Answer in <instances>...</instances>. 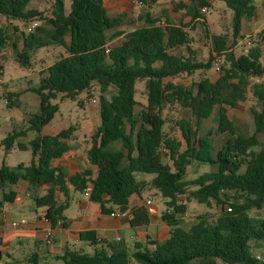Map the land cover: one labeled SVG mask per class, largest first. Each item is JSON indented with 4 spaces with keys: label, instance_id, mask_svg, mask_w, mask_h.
<instances>
[{
    "label": "trees",
    "instance_id": "16d2710c",
    "mask_svg": "<svg viewBox=\"0 0 264 264\" xmlns=\"http://www.w3.org/2000/svg\"><path fill=\"white\" fill-rule=\"evenodd\" d=\"M138 1L148 7L157 2ZM189 1L193 6L188 7V15L207 24L201 10L210 3L199 0L197 5L196 0ZM225 1L233 11L236 43L243 21L255 14L257 0ZM32 2L0 0V16L8 21L43 22L35 32L21 31L16 38L2 28L0 56L13 41L17 61L24 66L30 64V55L40 48L62 46L66 55L43 71L41 85L33 89L46 101V116L32 115L26 131L14 132L2 141L6 153L31 150L32 162L29 166L0 167V191L4 192L0 214L4 205L16 197L5 189L21 180L29 182L32 188L51 186L36 202L39 208H46L44 216L53 227L63 218L65 208L58 204L57 194L69 196V186L79 192L91 186L93 202L122 211L128 210L132 196L156 190L166 208L163 220L170 229V237L164 242H152L154 250L143 244H136L132 251L124 245L108 244L94 254L67 251L60 259L64 264H264V257L258 252L264 249V217L253 214L264 209V145L258 137L264 133V83L252 86V80L264 79V33L253 37L252 46L240 56L228 46V39H215V55L222 58L220 77L212 81L207 76L186 87L173 80L212 69L215 55L211 54L207 62L198 61L192 45L195 40L184 25L148 18V26L128 33L112 46L111 40L120 33L109 37L108 32L119 27L122 17H109L104 0H70L69 13L65 0H55L50 16L30 9ZM16 30L18 33L19 29ZM180 47L186 48V55L173 53ZM139 80L146 84L147 105L135 97ZM96 88L101 127L92 137L86 155L98 174L93 177L91 170H85L69 176L52 163L62 158L61 140L69 139L74 129L52 137L43 135V128L58 112L57 105L48 107V99H76L82 93L90 99ZM251 96L255 102L251 107L255 132L247 135L228 111L247 103ZM15 105L16 101L9 98L8 106ZM174 106L190 110L196 120L172 122V129L181 132L185 148L183 141L167 130L166 111ZM216 109V131L200 136L198 124L210 119ZM29 131L36 132L37 137L29 143L18 142ZM214 133L225 137L223 147L216 152ZM114 143H120L121 148L111 149ZM164 149L168 153L163 154ZM194 162L210 165L214 170L188 179V168ZM136 174L155 178L139 181ZM192 201L205 205L208 211L197 215L195 224L185 230L182 224ZM150 222L147 207L132 213L134 228L146 227Z\"/></svg>",
    "mask_w": 264,
    "mask_h": 264
},
{
    "label": "crops",
    "instance_id": "0c3cea01",
    "mask_svg": "<svg viewBox=\"0 0 264 264\" xmlns=\"http://www.w3.org/2000/svg\"><path fill=\"white\" fill-rule=\"evenodd\" d=\"M49 1L52 6V13L55 0ZM207 1L212 7L213 0ZM181 2V4H178L175 0H170L163 5H169V9L163 10V6L157 8L158 4L156 3H152L149 7L144 6L141 8L136 4L135 0H104V5L109 17H122L119 27L108 32L109 37H113L116 33H120L119 37L111 40L110 44L115 43L116 45L120 43L128 33L148 26L146 24L148 18L159 19L163 24H166L168 20L172 24L184 25L188 30H192L194 25L198 24L199 19L193 20L192 17L188 15V7L193 6L189 0H182ZM198 2L199 0H196L195 3L198 5ZM255 6L256 10L254 16L250 20H244L242 23V31L236 42V44L238 43L240 46L246 37H256L264 33V0H257ZM145 8L147 10L145 13H142L141 10ZM37 9L38 8H35V10ZM70 10L71 5L70 9L66 7L67 13H69ZM136 23L139 26H134ZM24 25L28 30L32 24L24 23ZM2 28H7V33L10 36H14V38L20 36V32L22 31L14 21H8L6 17L0 16V30ZM16 28L19 29L18 33ZM231 43L235 44L234 39L228 40L229 47L232 46ZM13 45L14 41L6 48L10 46L15 50ZM22 47L23 44L21 42L18 43L19 51H21ZM50 48L56 49L57 51L61 50V55H66V50L62 46L53 45L50 46ZM242 48L243 50H248L243 46ZM193 49L195 48L193 47ZM234 49L235 48L231 50L235 53ZM14 52L16 54V50ZM173 53L176 55H186L187 50L185 47H180L175 49ZM211 54L215 55L214 50ZM197 59L202 62V60L198 58V55ZM48 67L49 66L42 68L38 72L39 75L36 80L31 79V74L23 77L26 79V86L22 88L24 94H35L40 98V95L36 94L33 89L41 85L44 77L42 73ZM216 70L218 71V69ZM219 77L220 74L213 80L212 76H209L212 81H217ZM188 78L189 77L183 75L177 77L173 81L189 87V85L192 84L186 83ZM261 82H264V79H254L252 80V86L260 84ZM7 94L8 97L16 101V105L21 104V100L18 98L20 94L12 91H9ZM249 101H254L252 96ZM51 106V104L48 105V107ZM238 107H241V104H238L235 108L229 109L228 111L232 120L236 118L231 110H236ZM34 114H31L30 117ZM89 117L90 120H92V124L91 121H89L84 128H79V126L75 128L72 125L62 124L58 126L52 125L54 122L53 120L43 128V135L50 137L56 136L62 131L74 129L69 139L61 140V148L63 151L62 158L56 159L52 163L53 167L65 170L69 176L76 175L85 170H91L93 177H96L98 174L97 167L90 164L86 153L91 147L92 137L101 127L100 107L98 111H94ZM262 136H264V133L258 135L260 140ZM1 148L3 150L4 147L2 146ZM28 151L29 150L24 152ZM18 159H21L18 165L25 164L27 166L23 157H18ZM136 178L139 181L150 182L155 178V175H151V177L146 180L139 179L138 174H136ZM50 188V185L32 188L29 182L21 180L18 184L9 186L5 189L6 193L14 192L16 197L13 202L4 205L0 214V264H64V261L60 259V257L67 251H80L94 254L97 249L108 244L124 245L131 251L136 244H143L149 250H154L155 247L151 244L152 242H164L170 237V229L163 220V212L166 208L163 200L157 196L156 190H147L149 191L147 196H144L145 192H143L141 196H132L128 207L130 217L120 219L110 216V209L116 211L118 210L117 208H112L109 204H105L103 208L102 204L93 202L91 199L86 198L83 192H79L73 186H69V196L63 193L57 194L58 204L65 207L61 215L65 220V224L62 227H53V225L42 221V217L46 213V208H39L36 202L37 199L44 197ZM3 193V191H0V199H2ZM150 197L153 198L152 204L147 205V201ZM157 198L160 199L161 206L155 204ZM105 199V201H107V198ZM141 207H147L150 210L151 222L146 227L134 228L131 224L132 213ZM22 221H24L25 224L21 227L14 226L15 222ZM48 229L53 230L54 241L52 243H47L45 240Z\"/></svg>",
    "mask_w": 264,
    "mask_h": 264
},
{
    "label": "rangeland",
    "instance_id": "374dc122",
    "mask_svg": "<svg viewBox=\"0 0 264 264\" xmlns=\"http://www.w3.org/2000/svg\"><path fill=\"white\" fill-rule=\"evenodd\" d=\"M54 1V0H53ZM170 0H157L156 4H158L157 8L165 5ZM178 4H181L182 0H175ZM65 5L68 9H70L71 2L65 0ZM169 5L163 6V10H168ZM30 8H38L37 10L45 11V13L50 16L52 6L49 0H34L30 5ZM212 10L210 14L206 16V23L198 22V24L194 25L192 30H189L191 36L194 38L195 42L192 44L195 48V52L198 55V58L202 60V62H207L210 59L211 53L215 48L214 40L217 38L224 39H234V29H233V11L228 6L225 0H213ZM147 9H142V13H145ZM20 29L24 32H30L29 29L24 25L22 21H14ZM42 24V21L38 22ZM134 26H139L137 23ZM12 30V27H11ZM12 33V31H11ZM255 38V37H254ZM232 44V43H231ZM112 46L115 43L111 44ZM244 45L232 44V47L235 48V54L240 56L243 54ZM15 50L12 47H8L3 51V54L0 56V74L2 71V83H0V167L2 164H5L8 167H17L18 162L21 159L18 157H23L24 162L27 163V166L31 164L32 160V151L28 152L20 151L19 149H15L9 153L2 150V141L7 138L10 134L14 132L26 131L29 127V119L30 115L34 113L42 114L46 116V104L45 100L42 97L38 98L35 94H24L22 88L26 86L25 77L28 74H31V79L36 80L38 78V72L47 66L52 65L60 56L61 53L56 49H52L50 47H44L33 52L30 57L31 61L28 66H24L17 61V55L14 52ZM218 68L213 67L212 69L205 71H196V73L189 77L186 83L192 84L189 87L193 86L195 81H198L204 77L212 76L213 80L219 76V72L216 70ZM206 72V73H204ZM29 78V77H28ZM264 82H261L262 84ZM145 81L139 80L136 85V99L140 103L147 105V95ZM12 91L18 95L19 100H21V104L15 105L13 107L8 106V92ZM93 97L98 100L99 89H94ZM89 95L87 93L80 94L76 99H62L61 97H53L49 98L48 102L51 105L58 106V112L53 117L52 125H72L75 128L79 126V128H84L87 126V123L90 120V117L94 111H98L99 102L94 104L90 102L88 105H82V101L87 99ZM39 99V100H37ZM35 100V101H34ZM99 101V100H98ZM255 104L254 101H248L245 104H241V107L236 108L233 111V115L235 116V124L242 129V131L247 135H252L255 132V124L254 118L252 115L251 107ZM45 105V106H44ZM232 115V114H231ZM176 119H187L196 122L192 113L188 109L180 108L179 106L170 107L166 111V120L168 122L167 130H171L172 135L177 136L184 143V147H186V143L181 136V132L173 128V121ZM218 109L213 114V116L208 120H202L198 125L199 135L203 136L209 132H215L218 126ZM100 120V118H99ZM166 129V126H165ZM37 137V133L33 131L26 132L25 136L19 138L18 142L20 143H29ZM213 144L215 146V152L221 149L225 143V137L221 136L217 133H214L212 136ZM262 143L264 145V136L261 137ZM121 148L120 143L112 144L111 149L118 150ZM214 170L210 165H203L199 162H194L192 166L188 168V179H195L198 176L202 175L204 172H210ZM139 179H149L151 175L149 174H138ZM149 191H145L144 196H147ZM155 204L161 206L160 199L155 200ZM208 211V208L205 205L199 204L197 201H192L189 203L188 213L186 214L183 220V228L185 230H189L196 222V216L203 214ZM217 211V208L214 210ZM254 215L264 217V209L261 211H254ZM263 250V251H262ZM259 249L258 252L264 257V249ZM222 264V263H221Z\"/></svg>",
    "mask_w": 264,
    "mask_h": 264
},
{
    "label": "built area",
    "instance_id": "2783aa9c",
    "mask_svg": "<svg viewBox=\"0 0 264 264\" xmlns=\"http://www.w3.org/2000/svg\"><path fill=\"white\" fill-rule=\"evenodd\" d=\"M135 2L141 8L145 6V4L143 2H140L138 0H135ZM211 10H212L211 6H204L202 8L201 12H202L203 16H207L208 14H210ZM38 26H39V23H37V22L36 23H33L30 26L29 31L30 32H35V30H36V28ZM253 42H254L253 37L252 36H248V37H246L243 40V42L241 44L244 45L245 48L248 49V48H250L252 46ZM213 65H214L215 68H218L219 69L221 67V65H222V58L219 57L218 55H215L214 61H213ZM0 76L2 78V71H1ZM2 82H3L2 79H0V83H2ZM82 102H83L84 105H88V104H90V102H92L94 104L98 103L97 99H95V98H92V99L87 98V99L83 100ZM166 153H168V150L167 149H164L163 150V154H166ZM83 195L86 198H89L90 199V197L92 195V187L91 186H88L87 188H85L83 190ZM152 200H153V198L150 197L148 199V201H147V205H151L152 204ZM110 216L112 218L125 219V218H129L130 217V213H129L128 210H126V211L116 210V211H112L110 213ZM42 221L45 222V223H49V224L52 225V222L49 219H47L45 216L42 217ZM24 224H25L24 221H22V222H15L14 223V226L21 227ZM64 224H65V220L63 218H60L57 221V226L62 227V226H64ZM45 240L47 241V243H52L54 241V236H53V230L52 229H48L47 230L46 235H45Z\"/></svg>",
    "mask_w": 264,
    "mask_h": 264
}]
</instances>
